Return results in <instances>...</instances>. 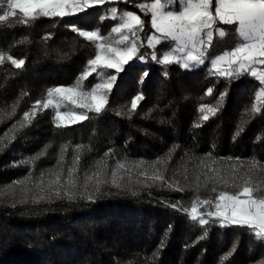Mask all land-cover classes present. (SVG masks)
Returning <instances> with one entry per match:
<instances>
[{
	"label": "trees",
	"instance_id": "obj_1",
	"mask_svg": "<svg viewBox=\"0 0 264 264\" xmlns=\"http://www.w3.org/2000/svg\"><path fill=\"white\" fill-rule=\"evenodd\" d=\"M118 3L126 4L123 0ZM16 11L22 16L19 9ZM96 11L92 7L73 17L45 18L27 27L16 25L15 17L0 22V189L32 174L28 185L32 191L27 196L21 192L19 197L0 199V264H222L221 257L230 252L234 255L223 264H260L264 254L257 253L255 242L246 235L247 229L212 227L207 239L198 240L207 226L192 222L182 211H190L197 197H214L213 186L218 191L238 190L240 180L236 181L237 187L222 182L205 187L204 174L212 175L209 168L219 169L228 178L235 164L236 175H244L250 168L249 157L259 158L257 168L249 173L257 189L254 196H264V97L257 99L261 85L255 78L246 74L238 81L221 78L216 83L215 77L207 75V62L192 71L169 65L165 77L164 66L148 56L139 62L140 66L119 74L106 111L97 118L70 129H55L52 109L41 111V105H36L38 100H45L48 88L70 85L94 57V45L73 32L72 27L75 22L86 23L84 17ZM219 26L227 29L229 36L219 43L214 39L215 53L232 44V28ZM47 34L51 38L43 39ZM9 56L24 59V66L17 69ZM210 87L214 90L208 95ZM222 92L223 106L214 117L202 121L200 107L215 105ZM137 95L143 99L129 119L131 101ZM33 105L36 115L28 124L24 113L31 115ZM149 109L153 111L149 113ZM238 125L243 131L234 139ZM66 142L70 144L60 165L64 172L62 185L77 155L74 145L91 149L80 153L75 192L82 198L72 201L49 198L47 187L52 179L48 170L56 168L60 147ZM48 144L51 146L44 156L27 165L22 163ZM174 145L179 147L168 158L165 154ZM109 149L112 153L104 157ZM210 151L212 156H206ZM158 157H165L166 163L156 166L164 180L136 183L137 179L145 180L137 176L138 171L147 169L150 175L151 162ZM220 157H240L243 167L241 161ZM101 159L109 180L118 162L125 165L117 170L125 177L122 189L105 184L97 194L95 181L85 187V174L95 172L96 162ZM140 159L145 164L143 169H136L134 163ZM129 168L132 181L127 179ZM42 172L43 191L35 186ZM177 187L183 191H177ZM133 191L138 194L132 195ZM33 195L45 199L37 204L17 203L21 199L31 201ZM174 204L178 208H173ZM198 211L204 212L205 208L198 206Z\"/></svg>",
	"mask_w": 264,
	"mask_h": 264
},
{
	"label": "snow or ice",
	"instance_id": "obj_2",
	"mask_svg": "<svg viewBox=\"0 0 264 264\" xmlns=\"http://www.w3.org/2000/svg\"><path fill=\"white\" fill-rule=\"evenodd\" d=\"M104 2L105 0H0V22L9 21L10 18L15 17L16 25L27 27L45 18L52 20L53 18L73 17L79 13H85L95 4ZM139 7L142 12L151 14V28L155 30L145 36L147 46L153 49L150 54L140 51L144 47L140 36V33L144 32V21L132 11H124L117 15L116 7L104 10L106 14L111 13V15L110 17L106 14L101 15V22L105 19L118 21L115 26L111 27L107 36L101 34V28L80 30L75 26L72 27V31L78 33L84 40L91 42L96 51L94 57L87 61L85 70L72 85L50 87L47 89L45 100L36 102V105H41V111L52 109V123L55 129H70L74 125H80L101 116L107 109L109 95L113 91L119 74L140 66L139 62L144 61L148 55L156 64L164 66L163 75L165 77L168 75L169 65H179L184 70L192 71L204 66L206 62L209 65L207 75L215 77L216 83H219L221 78L227 81H238L248 74L261 85L257 99L264 97V70L256 68L257 65H264V0H154L150 4H140ZM17 9L22 13V16H17ZM219 25L232 26V44L217 54L214 52V39L219 43L229 36V33ZM50 38L51 34L43 37L45 40ZM158 45L164 49L160 57L155 51ZM2 59L3 54L0 53V60ZM8 59L17 69L22 68L25 64L24 59L15 60L11 56ZM134 59L137 63L130 64L129 62ZM109 70H115V74ZM93 73H95L97 82L92 87L85 88L84 81ZM145 75H147V70ZM213 90V87L208 88L207 94L211 95ZM142 99V95H137L131 101L129 119L137 108V103ZM224 101L225 93L222 92L216 99L215 105H202L200 107L201 120L208 121L210 117H214L223 106ZM36 105H33L31 115L29 112L24 113V120L28 124H31L32 119L35 118ZM67 105L73 107L68 108ZM152 111L153 109H149V113ZM253 111H257V109L254 108ZM194 126L200 127L201 125ZM242 131L243 128L238 125L234 139ZM69 144L70 142H66L61 145L56 168L48 170V175L52 177L47 182L49 198L55 196L56 198H67L69 201L82 198L77 197L75 192L77 188L76 165L80 160V153L91 149L90 146L83 144L74 145L77 155L73 157L72 166L67 169V181L62 185L61 178L64 172L60 165L65 160V152ZM50 146V144L45 145V148L36 156L22 161V163L25 165L33 163L37 158L44 156ZM178 147L179 145H174L165 156L170 158V153ZM112 151V149L106 151L104 157L109 156ZM205 155L210 157L212 152ZM219 159H235L241 161L240 167H243L240 157H220ZM247 159L250 161V168L244 175H236L237 165L235 164L231 166L228 178H225L219 169L209 168L212 175L204 174L205 187L214 182H222L224 185L231 183L233 187H237L236 181L240 180L242 183L238 186V190L230 192L221 189L218 191L217 187L213 186L211 192L216 194L214 197L205 199L197 197L193 201L190 211L188 208H184L182 211L190 216L192 222L199 226H207L204 227L203 234L198 237V240L207 239L209 229L212 227L247 229L246 235L249 240L255 242L257 253L264 254V196H254L257 189L249 175L252 169L257 168L259 158L249 157ZM164 163H166L165 157L153 160L151 162L153 171L149 175L147 169H143L145 161L143 159L136 161L134 167L143 169L138 171L137 176L144 177L145 180L137 179L135 182L143 184L147 180L152 183L163 181V172L156 166ZM124 168L125 165L118 162L109 180L106 164L101 159L96 162L97 170L95 172L91 175L85 174V187L89 181H95L97 194L101 192V187L105 184L122 189L125 177L118 174L117 170ZM131 172L132 168H129L127 177L129 181H132ZM43 176L42 172L40 183L35 185L37 188H41V191H43ZM185 178L187 179V177ZM200 178L198 175L196 180L199 181ZM31 183L32 174L29 172L23 179L18 178L12 181L8 187L22 185L21 192L27 196L32 191L28 187ZM168 186L172 187L173 185L169 184ZM61 189L64 190L63 196ZM176 190L183 191L179 187ZM131 194L135 196L138 193L133 191ZM44 199L43 195H40L39 198L33 195L31 201L21 199L17 203L37 204ZM87 199L91 201V195ZM11 206L15 207L16 204ZM198 206L204 207L205 211L199 212ZM172 207L178 208V205L174 204ZM223 235L227 236L228 233L224 232ZM232 235L235 236L236 233L233 231ZM163 243L164 241H161V246ZM158 251L159 249L153 252V257L157 255ZM232 255L234 252L223 255L221 257L222 264ZM260 264H264V261H261Z\"/></svg>",
	"mask_w": 264,
	"mask_h": 264
},
{
	"label": "rangeland",
	"instance_id": "obj_3",
	"mask_svg": "<svg viewBox=\"0 0 264 264\" xmlns=\"http://www.w3.org/2000/svg\"><path fill=\"white\" fill-rule=\"evenodd\" d=\"M123 1H125L126 4L118 3V2H121V0H105V2L103 4H95V5H93V8H97V11L94 15H87L84 17L83 22H86V23L78 24L77 22H75L74 24L80 30H95V28H101L102 29L101 34L107 36L108 33L110 32L111 27L115 26L118 23V21L112 20V19H105V21L101 22L100 16L106 14V12L104 10L111 8V7H116L117 8V15H119L120 13H122L124 11H132L135 14L139 15L141 17V20L144 21V32L140 33L141 39L144 43V47L142 48L141 53H149L150 54L153 51V49H151L147 46V40L145 39V36H146V34H150V33L154 32L155 30L151 28V14L142 12L139 5L144 4V3L150 4V3L154 2V0H123ZM112 2H114V3H112ZM106 15L110 17L111 13H107ZM145 24H147V26H145ZM163 50L164 49H162L161 46H159V45L157 46V49L155 51H156V54L158 57H160L161 52ZM148 56H149V59H151L150 55H148ZM148 56H146V58H148ZM109 71L112 72L113 74H115V72H114L115 70L114 71L109 70ZM81 73H79V75ZM79 75H77V77ZM76 78L74 79V81L76 80ZM73 82L70 85H72ZM96 82H97V80L95 78V73H93L91 76L88 77V79L86 81H84V87L90 88ZM67 86H69V85H67ZM67 86H65V87H67ZM260 89L257 91L256 96H258ZM67 107L72 108L73 106L67 105ZM61 110L63 111L64 109L62 108ZM77 111H79V110H77ZM20 195H21V189L16 187V185L12 186L11 188L5 187V188L0 189V199H7V198L11 199L14 197H19Z\"/></svg>",
	"mask_w": 264,
	"mask_h": 264
},
{
	"label": "crops",
	"instance_id": "obj_4",
	"mask_svg": "<svg viewBox=\"0 0 264 264\" xmlns=\"http://www.w3.org/2000/svg\"><path fill=\"white\" fill-rule=\"evenodd\" d=\"M221 27V26H220ZM231 28H232V26H230ZM225 29V28H224ZM226 30V32L228 31L227 29H225ZM218 54V53H217ZM256 68L258 69V70H264V65H257L256 66Z\"/></svg>",
	"mask_w": 264,
	"mask_h": 264
}]
</instances>
